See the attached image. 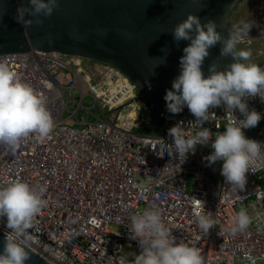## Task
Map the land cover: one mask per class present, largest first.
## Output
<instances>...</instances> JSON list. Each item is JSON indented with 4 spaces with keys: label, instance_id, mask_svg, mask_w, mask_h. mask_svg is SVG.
Here are the masks:
<instances>
[{
    "label": "built area",
    "instance_id": "built-area-1",
    "mask_svg": "<svg viewBox=\"0 0 264 264\" xmlns=\"http://www.w3.org/2000/svg\"><path fill=\"white\" fill-rule=\"evenodd\" d=\"M0 62L43 95L54 120L44 140L30 134L15 152L0 146V186L47 184L26 248L50 264H132L140 249L130 218L155 208L174 240L200 250L203 264H264V154L250 165L245 188L233 191L220 173L223 162L206 159L211 138L187 156L175 155L168 129L182 122L186 134L197 130L186 106L172 114L164 100L165 127L138 129L151 117L120 69L38 49L0 54ZM247 103L264 116L259 97ZM209 111L204 126L212 138L229 120L243 118L223 104ZM244 132L264 143V123ZM242 208L251 223L233 235L227 229ZM197 211H210L216 221L208 233L198 227ZM9 231L0 222V233L10 237Z\"/></svg>",
    "mask_w": 264,
    "mask_h": 264
},
{
    "label": "clouds",
    "instance_id": "clouds-1",
    "mask_svg": "<svg viewBox=\"0 0 264 264\" xmlns=\"http://www.w3.org/2000/svg\"><path fill=\"white\" fill-rule=\"evenodd\" d=\"M28 4L30 7L20 5L17 9V22L24 26L33 23L32 19L25 18L26 14L35 16L36 23H42L37 14L50 16L58 0H28ZM219 27L221 25L214 19L202 21L198 15L189 13L171 32L174 41L190 43L179 58L178 76L171 89L166 90V110L177 114L186 106L196 118L193 124L197 130L188 135L180 122L169 128L168 133L177 158L194 152L198 144L208 145L211 138L213 151L206 157L208 163L222 161L220 173L225 183L233 191H241L245 188L250 165L264 154V143L246 137L244 132V129L255 127L262 118L260 112L249 108L247 99L259 97L264 101V67L251 62V50H236V45L253 27L250 22L234 24L228 28L227 36L218 31ZM217 44L221 57L231 56L234 60L223 68L210 63L205 75L202 65L210 49ZM163 62L161 58L160 63ZM222 104L227 111H239L243 118L229 120L224 130L216 132L212 138L213 133L204 124L209 120V109ZM53 128L54 120L43 95L22 81L6 63L0 62V146L15 152L23 138L33 134L44 140ZM46 192V183L38 188L23 181L0 186V222L11 233L4 239L0 264H26L28 261L26 247L31 239L28 230L34 217L46 205ZM196 221L205 233L216 225L210 211H197ZM250 223V215L242 208L227 231L235 235L245 231ZM224 230L220 227L218 234L222 235ZM129 232L140 249L132 264H203L198 248L174 240L158 209H145L131 216Z\"/></svg>",
    "mask_w": 264,
    "mask_h": 264
},
{
    "label": "water",
    "instance_id": "water-1",
    "mask_svg": "<svg viewBox=\"0 0 264 264\" xmlns=\"http://www.w3.org/2000/svg\"><path fill=\"white\" fill-rule=\"evenodd\" d=\"M241 0H58L50 16L26 14L33 23L17 22V9L28 0H0V54L30 49L57 51L112 65L137 86V100L153 117L156 127L166 125L163 108L166 90L180 72L179 58L190 41H174L173 28L189 13L202 21L214 19L228 35L233 10ZM220 45L210 49L202 68H221L234 58L221 57ZM161 58L164 62L160 63ZM158 63V64H157ZM264 67V59L255 62ZM5 235L0 233V251ZM28 251L26 264H50Z\"/></svg>",
    "mask_w": 264,
    "mask_h": 264
},
{
    "label": "rangeland",
    "instance_id": "rangeland-1",
    "mask_svg": "<svg viewBox=\"0 0 264 264\" xmlns=\"http://www.w3.org/2000/svg\"><path fill=\"white\" fill-rule=\"evenodd\" d=\"M240 21H248L253 27L251 28L250 32L236 45V50H251L250 60L254 63L264 59V0H241V2L232 12L230 27L232 28L234 24H237ZM74 106L75 105H69V109L73 108ZM126 106L127 105H123L121 109L123 108L125 111ZM118 110H120V108L114 109L109 113L115 112L116 114H120L121 112ZM110 116H114V113H111ZM143 117L144 116H142V119H144ZM142 121L143 120L140 121V124L143 126L144 124ZM263 123L264 116L255 127L248 128L247 130H252ZM138 129L144 131L146 129V125ZM189 179H191V177Z\"/></svg>",
    "mask_w": 264,
    "mask_h": 264
},
{
    "label": "trees",
    "instance_id": "trees-1",
    "mask_svg": "<svg viewBox=\"0 0 264 264\" xmlns=\"http://www.w3.org/2000/svg\"><path fill=\"white\" fill-rule=\"evenodd\" d=\"M236 48H237V46H236ZM148 114H149V116L151 117V120L149 121V123L146 124V129H145L144 131L150 132V131L155 130L157 127H156V124H155V122H154V120H153L152 115H151L150 113H148ZM154 127H155V128H154ZM152 128H154V129H152ZM150 129H151V130H150Z\"/></svg>",
    "mask_w": 264,
    "mask_h": 264
},
{
    "label": "flooded vegetation",
    "instance_id": "flooded-vegetation-1",
    "mask_svg": "<svg viewBox=\"0 0 264 264\" xmlns=\"http://www.w3.org/2000/svg\"><path fill=\"white\" fill-rule=\"evenodd\" d=\"M145 110L147 111V109L145 108Z\"/></svg>",
    "mask_w": 264,
    "mask_h": 264
}]
</instances>
